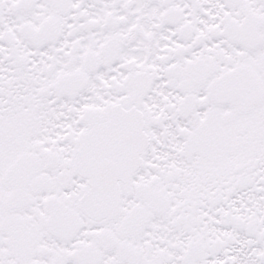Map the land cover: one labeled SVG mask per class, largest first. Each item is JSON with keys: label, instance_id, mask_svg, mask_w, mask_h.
Returning <instances> with one entry per match:
<instances>
[{"label": "snow or ice", "instance_id": "snow-or-ice-1", "mask_svg": "<svg viewBox=\"0 0 264 264\" xmlns=\"http://www.w3.org/2000/svg\"><path fill=\"white\" fill-rule=\"evenodd\" d=\"M0 264H264V0H0Z\"/></svg>", "mask_w": 264, "mask_h": 264}]
</instances>
